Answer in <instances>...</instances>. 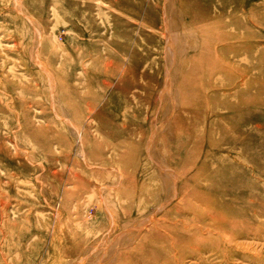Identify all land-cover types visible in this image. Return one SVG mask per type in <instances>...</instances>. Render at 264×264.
<instances>
[{"label":"rangeland","instance_id":"obj_1","mask_svg":"<svg viewBox=\"0 0 264 264\" xmlns=\"http://www.w3.org/2000/svg\"><path fill=\"white\" fill-rule=\"evenodd\" d=\"M0 98V264H264V0H0Z\"/></svg>","mask_w":264,"mask_h":264},{"label":"bare ground","instance_id":"obj_2","mask_svg":"<svg viewBox=\"0 0 264 264\" xmlns=\"http://www.w3.org/2000/svg\"><path fill=\"white\" fill-rule=\"evenodd\" d=\"M38 54V53H37ZM215 58V57H214ZM39 63V62H38ZM211 70H212V68H211ZM210 72V71H209ZM113 73H111V75H112ZM113 76V75H112ZM48 77V76H47ZM49 84H51V82L49 83ZM105 84H109V83H106V81H105ZM73 85V84H72ZM52 87V86H51ZM34 88V87H33ZM71 88V87H70ZM72 88H75V84H74V87H72ZM78 88V87H77ZM73 91V93L74 94H76L77 96H79V92H78V90L77 89H72ZM69 91H70V89H69ZM53 92V91H52ZM4 93V92H3ZM47 93V92H46ZM53 94V93H52ZM1 99V98H0ZM54 99V98H53ZM72 99V98H71ZM1 101V100H0ZM24 101V100H23ZM32 103V102H31ZM36 103V102H35ZM0 110H3L2 109V107L0 106ZM98 116H101V114H98ZM24 124V126H25V129H27V130H29L30 131V133L32 134V136H35L36 134H37V131L36 130H34L32 127H31V125H30V120H29V117L25 114V118H24V120H23V122H22V124L21 125H23ZM33 126H35V125H33ZM52 126V125H51ZM37 128V127H36ZM37 129H40V128H37ZM48 130V129H47ZM46 130V131H47ZM44 132H45V130H43ZM48 131H50V130H48ZM48 134V133H47ZM43 136V135H42ZM36 137V136H35ZM59 137V136H58ZM45 138H47V137H45ZM64 138V137H63ZM1 143V142H0ZM65 155V154H64ZM63 154L61 155V158H60V163H61V167H63V168H61V170L60 171H57V172H55L54 170H53V166H54V164H52L51 163V165H53L52 167H51V169L49 168V173H50V170H51V173L49 174H47L46 175V178L47 177H50L51 175L53 176V177H55V178H57V177H63V175H66V167H67V165H68V157H67V155L66 156H64ZM19 156V155H18ZM17 156V157H18ZM76 165H79L80 166V161H75V165L74 166H76ZM190 168V167H189ZM207 168V165H204V166H202V168H201V170H200V173H202L203 172V170H205ZM191 170V169H190ZM189 170V171H190ZM69 175V174H68ZM70 176L72 177V180H75L74 182H75V187H74V189H73V191H72V193L71 194H79L80 193V191H82L83 189L85 190V182H84V184H81L80 182H82V180H81V178H80V176L78 175V174H76V172H75V170H73L72 168H71V170H70ZM208 182V181H207ZM227 183H229V184H231L232 186H235L236 187V185H238L239 183H237V182H235V181H227ZM207 185V184H206ZM204 183H202L200 186H198V188H199V190H198V192L199 193H197L196 191H192V193H189L188 195H187V198L189 199L190 197H192V198H195L196 199V201H197V204H195V205H201V204H206V205H219V206H221V207H226L227 209H231L232 207H235V205L240 201V199H243L245 196H246V191L245 190H243L242 192H240V194H238V198H237V200L236 201H226V200H224V199H219V200H217V199H213L212 198V196H211V193H212V191H215L217 188H218V186H219V184L218 183H214V185H211L210 187H208V186H206ZM228 186V185H227ZM86 189H89L87 186H86ZM67 192H69V191H67ZM44 194V193H43ZM65 194H66V192H65ZM70 194H66V196H65V198H64V201L61 203V205H63V207H64V209H67V202H66V199H67V197L69 196ZM2 199V198H1ZM254 199V198H253ZM183 201V200H182ZM9 202H7V203H5V206H6V211H5V214H4V216H5V218H4V216L2 217V218H4V222H6V224H8V222L10 223V219H8V217H9V213H7V210H8V207H9ZM2 208H4V207H2ZM1 211H2V209H1ZM169 210H167V212H168ZM165 213V215L166 214H168L169 216H171V217H176V215H181V214H184V213H180V211H178V212H176V211H174L173 209L170 211V212H168V213ZM253 212H255V211H253ZM3 213H4V211H3ZM3 213H2V215H3ZM214 216V219H215V222H214V224H215V226H216V228H218V231H220L221 229V231H225V229H227V227H229V226H232L233 224H235L236 223V221L238 222V217L239 218H241V220L242 221H240V222H238V224L240 225L241 224V226H243L244 225V220L246 221V222H248V216H249V214L247 213V215H246V213H242V214H240L239 216H238V214H229V215H227V214H223V215H220V216H216V215H213ZM28 217V216H27ZM167 217V216H166ZM250 217V216H249ZM168 219V218H167ZM192 220V219H191ZM12 222V221H11ZM1 224V223H0ZM15 224V223H14ZM159 224V223H158ZM3 224H1L0 226H2ZM12 225V224H11ZM164 224H161V225H158V226H160V227H162ZM13 226V225H12ZM15 227H16V224L14 225ZM167 226H169V225H167ZM11 227V226H10ZM233 227V226H232ZM2 228V227H1ZM172 228H174V226H172ZM177 230H178V233H182V237L184 238L185 236H187V235H191V237L193 238V240H197V241H200L201 242V240L199 239V231L200 230H198V231H195V230H191V232L188 234L187 233V231H186V229H185V231H186V233H185V231H180V229L179 228H177ZM190 231V230H189ZM220 231V232H221ZM5 232V231H4ZM12 232V231H11ZM10 232V233H11ZM175 232H177V231H175ZM184 232V233H183ZM26 233V234H25ZM210 233V235H211V232H209ZM208 233V234H209ZM201 234H204L203 232L201 233ZM28 231L27 232H21L20 234H19V240H20V242H26V241H28ZM220 236H222V235H220ZM210 237V236H209ZM219 237V236H218ZM225 237V236H224ZM186 238V237H185ZM213 238V237H212ZM223 238V237H222ZM225 238H227V237H225ZM214 239V238H213ZM219 239H220V237H219ZM172 240V239H171ZM184 240V239H183ZM211 240V239H210ZM214 240H216V239H214ZM181 242H178V241H176V242H174V243H172V245L174 246V248L173 249H175L176 247H178V246H180V245H182L183 243H182V239L180 240ZM202 241H206V238H203L202 239ZM209 241V240H208ZM219 241H221V239L220 240H218V242ZM224 241V240H223ZM184 242V241H183ZM180 243H182V244H180ZM189 243V242H188ZM216 243H217V240H216ZM221 244H222V242H220ZM169 244V243H168ZM168 244L166 243V245L168 246ZM221 244H220V246H219V244H218V246H217V248L218 247H220L221 248ZM77 246H78V244H76ZM75 245V246H76ZM171 245V244H170ZM171 245V246H172ZM167 246H165V247H167ZM186 246V245H185ZM225 247V246H224ZM76 248V247H75ZM74 248V249H75ZM72 249V248H71ZM79 251H80V247L79 248H77ZM219 249V248H218ZM78 250H76V251H74V252H71V251H66L65 252V254L67 253V254H70V255H77L78 253H79V251ZM78 251V252H77ZM168 251V250H167ZM218 251V250H217ZM77 252V253H76ZM173 252V251H172ZM70 255H68V256H70ZM152 255V254H151ZM168 256H169V253L167 254ZM71 257V256H70ZM140 258V260H141V262L140 263H138V264H152L151 262H149V261H152L150 258L151 257H148L147 255H143L142 257H138V258H135V259H139ZM139 261V260H138ZM155 261V260H154ZM134 264H137V263H134Z\"/></svg>","mask_w":264,"mask_h":264}]
</instances>
